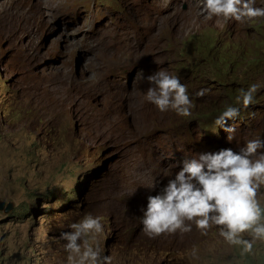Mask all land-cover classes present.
<instances>
[{
  "label": "rangeland",
  "instance_id": "374dc122",
  "mask_svg": "<svg viewBox=\"0 0 264 264\" xmlns=\"http://www.w3.org/2000/svg\"><path fill=\"white\" fill-rule=\"evenodd\" d=\"M19 2L29 13L17 0H9L8 6L7 0H0V9L7 7L0 11V200L5 208L11 205L0 212V264H69L63 234L89 214L102 218L103 232L96 240L91 233L85 239L93 247L98 240L111 264L241 260L233 257L236 245L225 240L218 226L204 234L194 222H186L190 232L166 234V242L160 243L143 231L140 216L144 201L166 187L187 158L227 144L241 150L248 140L264 139V107L257 105L264 104V29L251 31L254 19L262 18L264 28V17L236 21L208 16L201 14L203 0ZM254 6L264 8V0H254ZM21 19V25L29 21L25 30L14 24ZM218 33L221 39L214 45L210 39ZM201 46L220 61L216 69L226 86L187 77L202 89L191 87V115L180 116L172 109L161 112L148 102L151 85L141 83L139 102L145 100L159 115L152 126L142 125L143 136L133 139L130 133L136 134L134 128L147 116L143 101L138 104L135 99L137 85L151 69L170 73L176 66L182 71L179 67ZM254 46L261 51L263 64ZM246 51L249 56L241 58ZM225 63L230 74L222 69ZM104 80L109 90V82H120L123 100L113 112L115 117L102 120ZM253 84L258 86L253 103L247 108L236 103L244 118L217 126V116L231 104L232 96L238 98ZM75 86L88 93L84 104L96 108L77 107L72 113V104L63 100L83 104ZM48 87L58 90L52 93ZM201 90H206L202 97L197 95ZM42 93H52L51 100ZM115 97L119 96L112 93L111 100ZM61 104L62 114L54 122L48 114L33 117V105L55 116ZM76 114L86 115L90 128L80 126ZM225 127L235 129L230 141ZM148 142L163 150L166 161L160 169L142 152ZM155 159L159 165V157ZM152 166L158 169L154 187L138 190L132 182L134 172ZM155 169L140 173L138 186H148L146 177ZM261 199L264 202V187ZM124 203L133 207L130 224ZM259 243L264 246V239Z\"/></svg>",
  "mask_w": 264,
  "mask_h": 264
},
{
  "label": "clouds",
  "instance_id": "9594fccd",
  "mask_svg": "<svg viewBox=\"0 0 264 264\" xmlns=\"http://www.w3.org/2000/svg\"><path fill=\"white\" fill-rule=\"evenodd\" d=\"M8 1L6 6H8ZM17 4L22 10H26L29 13V10L24 8L19 0H17ZM6 6L0 9V11L5 10ZM201 14H207L208 16L222 15L225 19L242 21L244 19L250 20L264 17V8L255 7L254 0H203ZM28 20L30 21V19ZM29 21L21 29H25ZM261 21L262 18L254 19L251 31L264 29ZM220 39L221 35L218 33L210 41L215 45ZM254 50L256 52L255 56L263 64L261 51H256L255 46ZM247 55L249 56L246 51L245 56L240 57L244 59ZM195 56L206 57L216 66L220 64V61L216 60L215 56L204 51L202 47L197 52H191L188 61L179 67V70L182 69V71H178L176 66L174 67V72L170 73L164 70L154 73L153 69H151L148 76L137 85L135 99L138 104H141L143 101L144 113L148 117L151 118L153 113H159V110L165 112L169 109L174 110L180 116L191 115L193 95L191 87H195L196 89L202 88H198L187 77L212 85L226 86L225 79L218 77L219 71L217 70L219 69H216L217 67L214 72L210 69H202L198 72L191 70L189 63ZM179 64L181 65V63ZM237 68L240 69L239 67ZM222 69L228 74L232 72L226 63L222 65ZM143 82L150 83L151 85L147 90V101L154 104L159 110L151 108L145 100L139 102L138 94L143 93V91L139 90V86ZM107 83L108 80H104L103 84L107 89V97L103 111L109 108L107 117L110 118L115 117L113 112L117 110V105L111 100V94L114 93V95L119 96L122 100L123 97L118 93L120 92L118 89H115L117 92L109 90ZM257 87V85L253 84L248 90H241V95L238 98L232 96L231 104L223 108L225 109L223 112V109L219 112L215 121L216 125L225 126L227 122L236 120L235 118H244L243 112H240L239 106L236 103L243 104L245 108L249 107L253 103ZM48 90L53 93L58 88L48 87ZM74 90L82 93L83 104L76 106L73 105V101L64 99L63 103L68 102L72 104V113H75L77 107L87 110L96 108L94 104L90 106L84 104V99L88 95L86 91L77 86L74 87ZM205 93L206 90H201L197 95L202 97ZM43 94H47L49 101L51 100V94L42 93L39 95ZM37 96L30 99L32 104ZM62 105H60V113L55 116L49 114L45 107H35L33 105V117L48 114L49 120L54 122L62 114ZM257 105L264 107V104ZM147 116L144 118L143 123L146 121ZM175 119L176 117H173L172 121H175ZM86 120V115H82L81 117L77 115L79 125L85 126L88 129L90 126L85 123ZM142 125L134 128L135 131L141 128ZM224 130L229 133L227 139L230 141L232 138L231 133L235 129L225 127ZM142 152L153 161L154 166H157L158 169L163 167L160 163L157 165L155 159V155H160L159 160L165 163L166 158L164 157L163 150L156 151L148 142ZM96 166L97 162L95 160L93 168ZM154 166L150 167V169L141 168L134 172L132 182L138 190L154 187L153 179L158 172V169H155ZM151 169H155V172L149 176L150 184L146 187L138 186L136 182L138 175L143 172H149ZM263 187V138L261 140H248L241 150L230 144L204 150L196 156L184 160L179 165L175 178L169 180L166 187L159 189L155 194L149 196L148 200L144 201L141 207V227L150 238H159V242L164 243L166 242V238L164 237L166 234H174L177 230L181 233L190 232L192 230L191 224L186 222H194L197 229L201 230L204 234H206V231L211 226H218L220 234L225 240L236 245L233 257L235 259L241 258L238 261L233 260L232 264H264V253L259 247V240L264 239V202L261 199ZM74 194L70 196L72 201H75ZM76 195L79 197L78 192ZM4 206L5 203L0 200V212H7L11 207V205H8L6 208ZM122 208L125 209L128 215L127 224H130V217L134 212L133 207L129 203H124ZM101 219L91 214L86 215L79 223L71 225L72 231L63 234V239L67 241L65 250L69 253V264H111L112 258L102 255L103 249L100 247L98 240L93 247L89 246L88 240L85 239L91 233L93 240H96V236L103 232ZM243 237L251 238L253 241L250 242L249 240L242 239ZM81 241H83V250ZM243 253H246V257L244 258H242ZM180 261L182 262V260Z\"/></svg>",
  "mask_w": 264,
  "mask_h": 264
},
{
  "label": "bare ground",
  "instance_id": "6f19581e",
  "mask_svg": "<svg viewBox=\"0 0 264 264\" xmlns=\"http://www.w3.org/2000/svg\"><path fill=\"white\" fill-rule=\"evenodd\" d=\"M89 16V15H88ZM80 18V17H79ZM88 19H90V17L88 18ZM83 20H85V18L83 19ZM90 20H92V19H90ZM94 20V19H93ZM21 22H22V19L21 20H19L18 22H14V24H16L17 26L19 25V27H24V25L25 24H22L21 25ZM81 22V21H80ZM86 22V21H85ZM91 22V21H90ZM80 24V23H79ZM11 28H15V26H13V25H11ZM88 28V27H87ZM99 29V28H98ZM25 30V29H24ZM71 30V29H70ZM73 30H74V28H73ZM82 31V30H81ZM71 33V32H70ZM73 33V32H72ZM91 33H93V32H91ZM90 33V34H91ZM75 36V35H74ZM98 37V36H97ZM102 37V36H101ZM103 38V37H102ZM83 40V39H82ZM97 41H98V39H97ZM76 42H78V41H76ZM109 88L110 89H112V90H115V89H118V90H122V85L120 84V82H118V81H113V82H109ZM122 101V99L120 98V97H115L114 99H113V102L116 104V105H119L120 106V102ZM103 108H104V105H103ZM103 108H102V120H103V118H105V116L107 117V114H108V109L109 108H107L106 110H104L103 111ZM158 115H159V113H153L152 114V116H151V118L150 117H148L147 116V119H146V121L143 123V126H145L146 128H148V127H150V126H152L153 125V123L157 120V118H158ZM92 121H94V120H92ZM78 122V121H77ZM102 122H107V121H102ZM161 122V121H160ZM85 123H87L88 125H89V123L88 122H85ZM78 124H79V122H78ZM116 123H114V124H112V125H115ZM110 127L111 126H109L108 128H107V130L106 131H108V132H110ZM119 127V126H118ZM130 133V132H129ZM131 134V137L133 138V139H136L137 137H141V136H143V131H142V127L141 128H139L138 130H137V133L136 134H133V133H130ZM151 144V143H150ZM153 149H155V148H153ZM156 151H161L162 149H155ZM154 153V152H153ZM154 155H155V153H154ZM155 156H157V157H159L160 155H155ZM160 161V162H159ZM161 164V165H163L164 164V162L162 161V160H158V164ZM92 178H93V176L91 177V180H92ZM147 178V180H148V182H150V179H149V176H147L146 177ZM146 200H148V199H146ZM109 223L110 224H112V221H109ZM111 232L113 233V229H111ZM259 247H260V249L262 250V248H263V245L261 244V243H259Z\"/></svg>",
  "mask_w": 264,
  "mask_h": 264
},
{
  "label": "trees",
  "instance_id": "16d2710c",
  "mask_svg": "<svg viewBox=\"0 0 264 264\" xmlns=\"http://www.w3.org/2000/svg\"><path fill=\"white\" fill-rule=\"evenodd\" d=\"M216 67L217 66L214 63H212V61H210L208 58L202 57V56H195L192 59V61L189 63V68L195 72H198L202 69H210L214 72ZM224 110L225 109H223L222 112ZM262 251L264 253V246L262 248Z\"/></svg>",
  "mask_w": 264,
  "mask_h": 264
}]
</instances>
